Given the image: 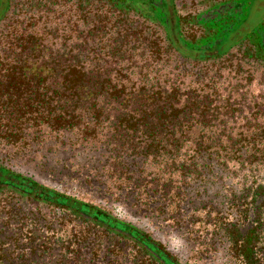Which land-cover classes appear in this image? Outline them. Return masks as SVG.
Segmentation results:
<instances>
[{
    "label": "trees",
    "instance_id": "trees-1",
    "mask_svg": "<svg viewBox=\"0 0 264 264\" xmlns=\"http://www.w3.org/2000/svg\"><path fill=\"white\" fill-rule=\"evenodd\" d=\"M66 1L86 28L44 16L41 28L0 30V264H187L149 231L9 168L24 148L53 142L101 151L121 178L163 198L231 178L218 201L199 202L202 228L233 264H264V123L235 125L250 115L244 90L264 78V17L220 51L249 0ZM172 19L193 54L176 44ZM38 205L61 212L53 226L38 222Z\"/></svg>",
    "mask_w": 264,
    "mask_h": 264
},
{
    "label": "rangeland",
    "instance_id": "rangeland-1",
    "mask_svg": "<svg viewBox=\"0 0 264 264\" xmlns=\"http://www.w3.org/2000/svg\"><path fill=\"white\" fill-rule=\"evenodd\" d=\"M5 1L0 0V30L24 26L41 28L44 26L41 24L44 16L54 18L55 22L51 25L54 27L59 23L57 28L63 31L84 29L88 26V23H83L77 18V13L73 10L74 4L71 2L55 0V3H51V0H41L42 3L46 2V5L35 10L29 8L28 0H13L12 10L9 8L10 10L5 12ZM127 1L140 9L144 6L143 0ZM165 1L170 6L171 0ZM4 13L7 18L2 19ZM263 17L264 0H249L243 23L236 27L228 38L218 42V49L220 51L228 49L243 34L253 31ZM26 21L34 24L26 26ZM173 25L174 19L171 32L176 44L184 49L176 38ZM184 50L188 54H193L189 50ZM195 70L196 67L192 70L193 74ZM238 74L245 76V73ZM254 76L247 90L243 92L246 103L251 106L248 111L250 115L246 116L245 120L236 121V126L256 128L264 123V78ZM227 91L225 90L224 94H227ZM257 109L260 110V120L254 119L253 116ZM6 148L7 146L3 148L1 157L7 152ZM82 148L79 142L44 143L36 146L34 150L27 147L24 148L25 152L22 150L10 159L12 164L9 168L23 176L31 177L42 185L99 205L118 218L149 231L171 253L187 264H233L227 252L226 242L217 239L215 234L211 235L210 228L203 230L200 218L202 211L198 209L202 199L218 201L225 191L221 188V183L230 182L231 178L223 179L217 174L212 175L209 176V182H192L182 194L177 196L171 190L169 196L163 198L159 194H153L148 186L144 187L140 182H138L140 185L136 186L132 180L125 181L121 178L125 175L108 164L107 157L101 151ZM14 149L11 148V151ZM50 210L51 208L38 205V208L33 210V215L37 217L38 222L52 225L53 220L59 218L61 212ZM53 214L56 215L55 218ZM192 215H196V218ZM61 227L63 231L57 232L58 237H68L70 224L63 221Z\"/></svg>",
    "mask_w": 264,
    "mask_h": 264
}]
</instances>
